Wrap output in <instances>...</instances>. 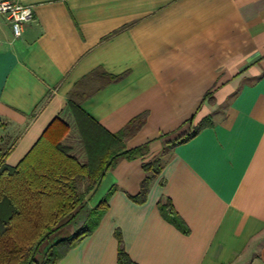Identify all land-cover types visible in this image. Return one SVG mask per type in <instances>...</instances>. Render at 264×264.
I'll return each instance as SVG.
<instances>
[{"label":"crops","instance_id":"1","mask_svg":"<svg viewBox=\"0 0 264 264\" xmlns=\"http://www.w3.org/2000/svg\"><path fill=\"white\" fill-rule=\"evenodd\" d=\"M8 1L34 12L19 37L0 15L9 166L70 100L110 133L144 120L125 144L146 154L108 169L86 197L93 209L115 189L107 212L57 264H118L116 231L136 264H264V0ZM192 119L212 125L164 152ZM167 199L188 234L160 213ZM68 236L60 228L51 244Z\"/></svg>","mask_w":264,"mask_h":264},{"label":"trees","instance_id":"2","mask_svg":"<svg viewBox=\"0 0 264 264\" xmlns=\"http://www.w3.org/2000/svg\"><path fill=\"white\" fill-rule=\"evenodd\" d=\"M143 122L140 116L120 132L110 133L79 103L70 100L16 167L6 163L12 148L6 144L0 146V264H57L91 235L107 212L115 189L90 209L84 228L45 246L48 239L67 224L64 219L76 216L79 210L76 214L71 213L86 206L87 195L118 158L134 159L146 154V146L127 149L125 144L126 138L133 135ZM187 123L184 131L166 143L164 152L212 125L208 119L197 124L192 119ZM163 167L160 157L144 164L148 175L141 183L140 192L132 196L135 202L146 201L150 184ZM84 180H87L85 190L80 191L78 184ZM158 208L168 222L182 233H189L187 224L175 211L170 199L160 202ZM116 237L119 242L118 264H136L123 248L119 231H116Z\"/></svg>","mask_w":264,"mask_h":264},{"label":"built area","instance_id":"3","mask_svg":"<svg viewBox=\"0 0 264 264\" xmlns=\"http://www.w3.org/2000/svg\"><path fill=\"white\" fill-rule=\"evenodd\" d=\"M0 15L7 18L12 26L15 37L22 34L24 25L33 20L34 12L32 7L21 3L3 0L0 1Z\"/></svg>","mask_w":264,"mask_h":264},{"label":"rangeland","instance_id":"4","mask_svg":"<svg viewBox=\"0 0 264 264\" xmlns=\"http://www.w3.org/2000/svg\"><path fill=\"white\" fill-rule=\"evenodd\" d=\"M2 132H3L2 134L0 133V146L5 145L6 142L10 143L11 140L14 138L13 136L9 135V133H7L5 131H2ZM2 143H4V144H2ZM86 184H87V180H84L83 182L79 183L78 184L79 190L84 191ZM77 211H78V213L76 214ZM89 212H90V209L87 206H84L83 208H80V207L77 208L73 213H71V214H76V216L64 219V221H67V224L65 225V227L63 226L61 228H63L65 233L66 232L69 233V236L74 234L79 229L84 228L86 220H87L88 215H89ZM52 236L45 243L46 247H48V245H50L52 243V241H53ZM41 250H42V247L38 251L39 252L38 256H40Z\"/></svg>","mask_w":264,"mask_h":264}]
</instances>
